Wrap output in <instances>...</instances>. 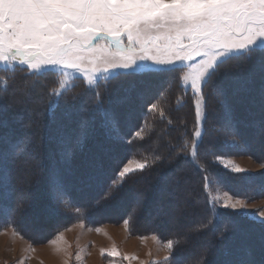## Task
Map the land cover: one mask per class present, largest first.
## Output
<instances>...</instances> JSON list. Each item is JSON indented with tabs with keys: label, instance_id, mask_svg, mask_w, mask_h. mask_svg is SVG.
<instances>
[{
	"label": "snow or ice",
	"instance_id": "6c2138e0",
	"mask_svg": "<svg viewBox=\"0 0 264 264\" xmlns=\"http://www.w3.org/2000/svg\"><path fill=\"white\" fill-rule=\"evenodd\" d=\"M252 60L257 61L264 80V0H0V72L13 79L20 72L25 81H30L25 103L31 100V93L37 88L47 89L45 115H54L53 110L61 101L65 104L70 101V110L65 113L70 120L72 110L77 114H98L100 128L104 130L107 141L116 146L132 142L125 141L123 129L132 126L137 118L136 111L142 109L144 100L159 93V88L152 92L158 78L165 77L166 83H175L179 88L177 111L185 106L191 92L195 130L190 139L186 131L180 132L182 142L173 162L183 159L200 174L203 203L206 211L211 212V218L207 223L200 221L187 233H177V236H183V241L169 239L163 242L168 253L163 264H173L175 248L186 242L190 233L199 232L209 225L214 227L225 215L258 219L264 225V211H259L258 217L255 212H248L246 197L234 196L229 191L213 192L212 189L214 182L218 189H223V178L228 177L245 185L258 182L260 193L264 194V176L258 181L256 177L244 175L247 169L236 164L227 154L231 150L250 152L249 142L237 141L234 135L231 140L221 143L222 151L201 148L207 118L205 90L214 94L217 103L225 108L227 127L236 133L223 90L214 77L220 75L222 66H226L223 69L225 73L230 71L229 62H235L232 67L240 69ZM81 78L86 90L68 97L67 93L76 87L75 81ZM8 79L9 76L0 77V92L8 91ZM44 80H49L50 86L42 84ZM122 80L127 81L128 87L123 89L125 95L119 102L130 105L123 118L105 107L104 98L108 95L110 104V85L113 82L119 84ZM101 86L103 94L99 91ZM93 89L96 90L94 95L86 102L85 97ZM158 100L157 95V101L148 105V112H157ZM254 103H257L261 118L253 121L252 126L258 130L264 146V84L259 89L258 101L254 100ZM159 115L164 117L162 109ZM94 121L95 116L93 121L79 120L75 128L60 126L57 131L58 143L63 146L62 160H71L74 149L81 147L92 134ZM168 123L171 125L173 122L169 120ZM180 124H185V121L180 120ZM132 135L144 139L143 126ZM23 143L0 138V213L8 217L14 234H17L16 226L8 213L22 211L31 205H26L22 197L15 210L4 209L3 201L9 199L13 191V165L16 162L27 164L26 158L31 155V142L21 147ZM108 151L105 149V153ZM261 156L264 157V152ZM156 159L163 158L157 156ZM147 166V161L130 160L111 178L95 206L115 199L126 178ZM260 167L264 168V163ZM18 171L23 173L25 169L21 167ZM103 175V161L94 157L81 183L91 188ZM50 186L58 203L67 201L65 207L73 203L55 167L50 176ZM190 198H193L191 191L181 197L185 202H191ZM137 203L142 204L143 201L138 200ZM220 209L228 211L221 212ZM76 210L81 211L79 207ZM123 223L126 227L130 225L127 219ZM62 239L61 233L49 243L56 244ZM153 239L160 242L155 236ZM260 239L258 261L253 260L250 251L245 249L239 260L227 264H264V233ZM106 254L109 257L119 255L115 248ZM101 255H105L104 250H101ZM124 259L130 258L125 256ZM175 264L182 262L176 260ZM193 264H204L202 256H198Z\"/></svg>",
	"mask_w": 264,
	"mask_h": 264
},
{
	"label": "trees",
	"instance_id": "16d2710c",
	"mask_svg": "<svg viewBox=\"0 0 264 264\" xmlns=\"http://www.w3.org/2000/svg\"><path fill=\"white\" fill-rule=\"evenodd\" d=\"M234 63L229 62L228 67H231V70L226 73L223 71L226 66H222L220 75L214 79L223 90L230 111L231 123L235 125L236 133H238V135L236 133L234 135L239 140H247L249 144L251 142L255 144L256 142L253 141L255 139L257 143L258 141L260 143L261 137L258 130L252 126V122L261 118L254 100L258 101L259 89L264 84V80L261 79L262 73L256 60L248 61L242 65L241 68L244 69V72H236V68L232 67ZM2 76H9V89L6 93L0 92V138H7L12 142L23 141L21 147L31 142V155L26 158L28 163L16 162L13 165V191L11 197L3 201L4 209L15 210L17 201L23 197L22 191H26L27 199L24 197L23 199L26 205L30 203L31 206H26L22 211L8 213L15 223L17 232L22 236L37 240L35 236L45 237L47 233H53L76 221L80 215L82 220L92 225L98 223L94 220V217L98 216L105 217L110 221L127 219L130 221L128 232L131 234L147 231L157 234L164 241L182 240V236H177L178 232L172 231L173 227L167 224L170 216L164 213L168 208H171L173 202H177L182 197L179 190L193 192V198H190L191 202L184 201L186 208H190L192 211L189 218L181 220L182 228L195 227L200 221L207 223L211 218V212L206 211V205L203 203L204 198L201 192L203 181L200 174L196 173L194 167L183 159L178 163L173 162L178 145L182 142L180 132L186 131L190 139L195 130L190 91L185 106L177 111L179 88L175 83L171 85L166 83L165 77L158 78L152 92H156V88L160 89L157 93L159 109L155 113L148 112V105L157 101V95H149L144 100L142 109L136 111L137 118L132 126L123 129L125 141L131 140L132 142L113 146L107 141L104 130L100 128L98 114L91 112L77 114L75 110H72L73 114L70 120L65 113L70 110L71 102L65 104L61 101L60 105L53 110L54 115L53 113L45 115L48 99L47 89L37 88L31 93V100L25 103L24 99L28 94L27 85L30 81H25L22 78L23 73L20 72H17L14 79L7 73H0V77ZM42 84L49 85V80L42 81ZM75 84L76 87L67 93L68 97L80 94L87 88L80 80H76ZM126 87H128L127 81L122 80L119 84L113 82L110 85L111 103L108 102V95L104 97L105 107L115 111L121 118L130 108V105L119 102L125 95L123 89ZM95 91L93 89L89 92L85 97L86 102L91 99ZM99 91L103 94V86ZM205 95L207 118L204 122V143L201 148L211 147L214 151H222L223 138L221 136L225 137V134L232 132L231 129L228 131L226 129L224 133L221 132L224 122L228 120V114L208 89L205 90ZM160 109L165 113L163 118L159 115ZM94 116L92 134L81 147L74 149L71 160H62L63 146L58 143L57 130L61 125L75 128L79 120L93 121ZM169 120L173 122L171 125L168 123ZM180 120H184L185 124H180ZM142 126L144 139L133 137L132 134L140 130ZM214 138H218V140ZM105 149H109V151L105 153ZM170 149L172 150L171 156L169 155ZM258 151V155L264 163V157L261 156L264 151ZM133 152L142 154L146 158L148 166L143 171L130 174L115 199L104 201L99 206H95V201L99 200L98 198L107 190L111 178L118 173L124 158ZM157 156L163 159L157 160ZM94 157H99L103 161L104 175L91 188H88L81 183V180L85 177ZM23 166H27L29 171L23 173L18 171ZM53 167L59 170L60 179L67 187L73 202L70 206L65 207L68 213H63L56 208V204L59 207L62 204L54 199L55 195L51 192L50 176ZM219 174L223 176L222 171ZM244 175L256 177L259 181V178L264 176V170L258 174ZM17 178L20 182L30 180L29 187L21 185L16 188ZM139 179L141 188L136 189L132 188L131 184L128 185L129 182H136ZM165 182L173 184V188L172 186L171 189L167 187ZM223 183V189L237 196L261 195L258 194L260 190L258 182L245 185L239 180L224 177ZM212 186L217 185L214 182ZM137 190L143 194L142 199L140 198L143 201V207L134 211L132 209L135 202L133 195ZM65 204L67 201L64 202V206ZM78 207L81 211L76 210ZM69 209L73 212H69ZM220 211L228 210L220 209ZM136 218L139 219V222L136 221ZM5 227L12 226L8 223V217L0 213V230ZM262 233H264V225L253 219L225 215L215 223L214 227L209 225L208 228L189 235L198 238L194 244L199 246V249H203L204 264H227L229 261L239 260L245 249L250 251L253 260L258 261L261 254L260 238ZM196 253L187 247V242H182L175 248L173 260H179L182 264H191L189 262L194 260L193 256Z\"/></svg>",
	"mask_w": 264,
	"mask_h": 264
},
{
	"label": "rangeland",
	"instance_id": "374dc122",
	"mask_svg": "<svg viewBox=\"0 0 264 264\" xmlns=\"http://www.w3.org/2000/svg\"><path fill=\"white\" fill-rule=\"evenodd\" d=\"M236 72H244V69H236ZM79 80L84 82L82 78ZM226 129L228 131L230 128H228L227 123L224 122V128H222L221 132L224 133ZM224 136L225 137L221 136L223 138L222 141L231 140L234 136V133H227ZM218 138L214 139L218 140ZM235 138L237 141H240L236 136ZM253 141L256 143L254 144L251 142L250 145L253 144L251 147L254 146L255 148H251L250 152L231 150L227 153L229 158L234 160L236 164L247 169L246 174H258L264 170V168L260 167V164L263 162L258 155V150L264 151V146H262L261 142L259 143V141L258 144L256 139ZM130 160L147 161L142 154L133 152L131 155L124 158L118 172ZM23 168L25 171H29L27 166H23ZM140 181L141 180L139 179L136 182H129L128 185L131 184L130 186L136 189L138 187L141 188L142 185ZM17 182L16 188L20 187L21 185L29 187L31 183L30 180L20 182L18 178ZM164 184L169 188L173 185L170 183L166 184V182ZM212 187L213 192L227 191L225 189H218L217 186ZM179 191L182 195L186 193V190ZM51 192H53L55 195L53 188ZM21 194L27 199L28 195L25 190H23ZM258 194H261L260 190ZM133 196L135 198V202L132 206V209L137 211V209H141L143 207L142 204L137 203L140 198L142 199L143 194L140 190H137ZM240 197L245 198L246 196ZM246 198L248 205L246 210L248 212H255L258 217L259 211H264V194ZM185 204L186 203L180 198L177 202L172 203L170 209L168 208L164 212L170 216L167 224L173 227L172 231L178 233H187L189 228H191H182L180 226L183 224L181 220L184 218H189L190 212L192 211L190 208H186ZM56 208H58L63 213H68L67 210H65L64 204H62L61 207L56 204ZM68 211L73 212L70 209ZM76 219V221L69 223V225H65V227L62 229L54 231L53 233H47L45 237L40 235L35 236L37 240L33 238L29 239L25 236H22L18 232L17 234H14L12 227H5L1 229L0 264H64L65 261H67V264H152L154 261L156 264H163L164 257L168 255L166 250L163 248V242L166 241L162 240L157 234L152 232L148 233L147 231H144L141 233V231L140 234H131L128 232V226L126 227L123 223L124 220L110 221L105 219V217L98 216L94 217L95 222L98 223L92 225L91 223L82 220L80 215H78V218ZM136 221L139 222V219L136 218ZM255 221L258 222V219ZM96 229H100V231L97 232ZM61 233L63 235L62 240L57 241L56 244L49 243L50 240L55 239L56 236ZM153 236L157 237L160 242L158 243L156 240H154ZM196 241H198V238H195L194 236L190 237L186 241L187 247L197 252L193 256L194 260L198 256H202L203 253V249H199V246L194 244ZM112 248H115L118 251V256H107V251L111 250ZM101 250L105 251V255H101ZM125 256L129 257L130 259H124ZM133 256H135L136 259H131ZM77 257H79V259ZM194 260H192V262L189 260V263L192 264ZM174 261L175 260H173V264H175Z\"/></svg>",
	"mask_w": 264,
	"mask_h": 264
}]
</instances>
